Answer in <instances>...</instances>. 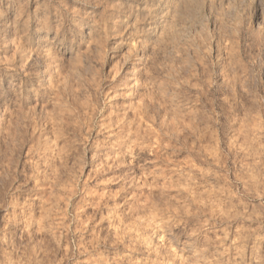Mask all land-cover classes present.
Instances as JSON below:
<instances>
[{"label": "rangeland", "instance_id": "rangeland-1", "mask_svg": "<svg viewBox=\"0 0 264 264\" xmlns=\"http://www.w3.org/2000/svg\"><path fill=\"white\" fill-rule=\"evenodd\" d=\"M0 264H264V3L0 0Z\"/></svg>", "mask_w": 264, "mask_h": 264}, {"label": "clouds", "instance_id": "clouds-1", "mask_svg": "<svg viewBox=\"0 0 264 264\" xmlns=\"http://www.w3.org/2000/svg\"><path fill=\"white\" fill-rule=\"evenodd\" d=\"M261 2L264 3V0H261ZM56 39L59 40V43H60V44H63L66 40H68V37H67V36H60V35L58 34V36H57ZM75 39H76V37L73 36V37L71 38V40L68 41L70 46H71L72 44H74ZM4 243H7V241L5 240Z\"/></svg>", "mask_w": 264, "mask_h": 264}]
</instances>
